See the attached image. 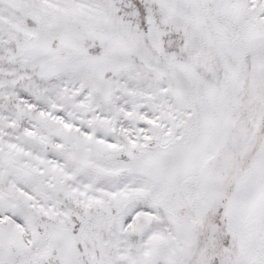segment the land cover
I'll use <instances>...</instances> for the list:
<instances>
[{"label":"snow or ice","instance_id":"6c2138e0","mask_svg":"<svg viewBox=\"0 0 264 264\" xmlns=\"http://www.w3.org/2000/svg\"><path fill=\"white\" fill-rule=\"evenodd\" d=\"M0 264H264V0H0Z\"/></svg>","mask_w":264,"mask_h":264}]
</instances>
